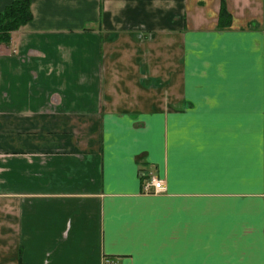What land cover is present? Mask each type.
Returning <instances> with one entry per match:
<instances>
[{"label":"crops","instance_id":"crops-1","mask_svg":"<svg viewBox=\"0 0 264 264\" xmlns=\"http://www.w3.org/2000/svg\"><path fill=\"white\" fill-rule=\"evenodd\" d=\"M29 9L0 43V264H264V0Z\"/></svg>","mask_w":264,"mask_h":264},{"label":"trees","instance_id":"trees-1","mask_svg":"<svg viewBox=\"0 0 264 264\" xmlns=\"http://www.w3.org/2000/svg\"><path fill=\"white\" fill-rule=\"evenodd\" d=\"M30 0H9L0 11V43H7L10 32L31 19Z\"/></svg>","mask_w":264,"mask_h":264},{"label":"built area","instance_id":"built-area-1","mask_svg":"<svg viewBox=\"0 0 264 264\" xmlns=\"http://www.w3.org/2000/svg\"><path fill=\"white\" fill-rule=\"evenodd\" d=\"M147 185L152 186V192H154V193L161 192L164 190L162 181L160 179H153ZM101 264H115V263L111 259L103 257Z\"/></svg>","mask_w":264,"mask_h":264}]
</instances>
